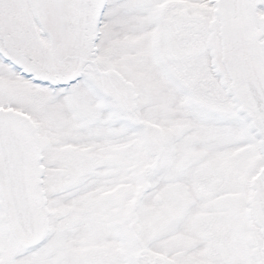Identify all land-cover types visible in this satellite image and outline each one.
<instances>
[{"label":"snow or ice","instance_id":"snow-or-ice-1","mask_svg":"<svg viewBox=\"0 0 264 264\" xmlns=\"http://www.w3.org/2000/svg\"><path fill=\"white\" fill-rule=\"evenodd\" d=\"M0 264H264V0H0Z\"/></svg>","mask_w":264,"mask_h":264}]
</instances>
